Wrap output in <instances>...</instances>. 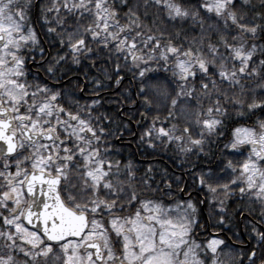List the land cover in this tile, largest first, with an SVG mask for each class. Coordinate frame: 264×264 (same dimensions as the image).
Instances as JSON below:
<instances>
[{
	"label": "snow or ice",
	"instance_id": "snow-or-ice-1",
	"mask_svg": "<svg viewBox=\"0 0 264 264\" xmlns=\"http://www.w3.org/2000/svg\"><path fill=\"white\" fill-rule=\"evenodd\" d=\"M0 264H264V0H0Z\"/></svg>",
	"mask_w": 264,
	"mask_h": 264
},
{
	"label": "trees",
	"instance_id": "trees-1",
	"mask_svg": "<svg viewBox=\"0 0 264 264\" xmlns=\"http://www.w3.org/2000/svg\"><path fill=\"white\" fill-rule=\"evenodd\" d=\"M133 126L135 127V122H133ZM169 155H161V156H154L152 153H149L148 155H144L141 150L137 149V143L133 139H128L124 142V147L122 151V158L127 160L131 159L133 160L137 165L140 167H145L149 162L157 163L162 167H169L170 169L173 168L172 161L169 159ZM179 174V173H178ZM193 197L196 198L199 196L200 198H203V194H198L196 191H193L192 193ZM203 214V219H207L208 216V205L205 203L204 205L200 206ZM203 222V220H202ZM209 232L212 231L211 227L208 229ZM222 260H226L227 257L221 256Z\"/></svg>",
	"mask_w": 264,
	"mask_h": 264
}]
</instances>
